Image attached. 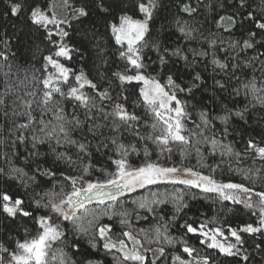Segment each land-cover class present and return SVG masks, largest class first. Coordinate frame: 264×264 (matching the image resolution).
Segmentation results:
<instances>
[{"label": "trees", "instance_id": "1", "mask_svg": "<svg viewBox=\"0 0 264 264\" xmlns=\"http://www.w3.org/2000/svg\"><path fill=\"white\" fill-rule=\"evenodd\" d=\"M133 77L181 109L179 136ZM260 197L264 0H0V264H264Z\"/></svg>", "mask_w": 264, "mask_h": 264}, {"label": "rangeland", "instance_id": "2", "mask_svg": "<svg viewBox=\"0 0 264 264\" xmlns=\"http://www.w3.org/2000/svg\"><path fill=\"white\" fill-rule=\"evenodd\" d=\"M125 27L126 28L124 31L125 33L123 34V39L127 41V43L130 45L134 42V40L142 37L145 32L144 22L133 24L130 27H127L126 25ZM133 78L137 81L145 82L143 78ZM144 96L150 104L154 105V107L157 108L156 112L158 113V116L162 118H168L167 120L169 122H167V124L170 128L169 134H171L172 137L179 136V122L182 118L181 109L173 105L169 98H164V95L161 93L160 88L154 83H144ZM161 108H165L166 110H162ZM248 203L251 207L258 209L261 212L262 221L264 223V197H260L259 199H251ZM221 237L222 234L220 232H218L217 235L215 234L212 236L206 233V240H210V244L212 246L214 244L222 246L223 239ZM228 243L230 244V242ZM50 245L51 243L46 242V244H44L42 242V239H40L39 241L25 247V252L28 253V255H21L20 260L31 262L32 260H35L37 258L36 261L42 262V260H44L45 258V254L47 253L46 249H48ZM118 249L123 251V253L132 260L139 261L144 258L143 254L145 252L143 251V248L141 247L140 243L130 236H128L124 242L119 244ZM32 256H35V258H32ZM5 262L6 264H9L7 260H5ZM2 263L4 264V261Z\"/></svg>", "mask_w": 264, "mask_h": 264}, {"label": "water", "instance_id": "3", "mask_svg": "<svg viewBox=\"0 0 264 264\" xmlns=\"http://www.w3.org/2000/svg\"><path fill=\"white\" fill-rule=\"evenodd\" d=\"M166 122H169V121H166ZM123 184L124 182L121 181L117 184H113V185L105 186L101 188H96L88 193H81L71 198L72 212L75 213L79 209L93 202L105 201L107 199H111V198H115L116 196H119L120 194L125 192L123 188Z\"/></svg>", "mask_w": 264, "mask_h": 264}, {"label": "flooded vegetation", "instance_id": "4", "mask_svg": "<svg viewBox=\"0 0 264 264\" xmlns=\"http://www.w3.org/2000/svg\"><path fill=\"white\" fill-rule=\"evenodd\" d=\"M166 121H168L167 119V117L166 118H164ZM123 188H124V191L126 192V190H127V188H128V186L126 185V182L123 184ZM32 258H35V256H32Z\"/></svg>", "mask_w": 264, "mask_h": 264}]
</instances>
